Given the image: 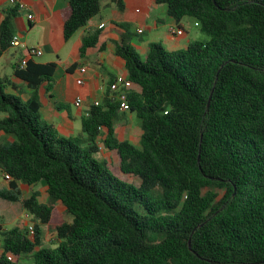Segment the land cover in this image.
Masks as SVG:
<instances>
[{"label":"trees","instance_id":"1","mask_svg":"<svg viewBox=\"0 0 264 264\" xmlns=\"http://www.w3.org/2000/svg\"><path fill=\"white\" fill-rule=\"evenodd\" d=\"M154 1L176 23L192 18L208 39L176 50L153 42L143 57L115 43L126 78L140 88L127 97L138 144L116 138L119 103L109 92L74 138L43 122L35 90L51 80L54 62L29 57L15 66L33 89L26 100L7 93L15 86L0 77V173L9 176L0 198L19 201L35 223L33 237L19 226L0 231V264H264V0ZM109 4L124 9L123 0ZM102 7L69 0L64 39ZM10 16L0 24V56L10 46ZM98 36L82 37L81 56ZM103 127L117 165L94 156ZM39 183L46 202L34 191L22 196L20 184ZM44 225L55 234L49 246Z\"/></svg>","mask_w":264,"mask_h":264},{"label":"crops","instance_id":"2","mask_svg":"<svg viewBox=\"0 0 264 264\" xmlns=\"http://www.w3.org/2000/svg\"><path fill=\"white\" fill-rule=\"evenodd\" d=\"M123 1L124 9L120 11L112 7L109 0H102L100 12L65 40L63 24L69 15V0H0V24L6 15H11V37L15 34L19 36V45L12 47L9 44L8 49L0 56V77H8L15 86L11 91L26 100L33 89L14 75L17 62L26 55L25 47L35 46L41 50L40 55L31 57L35 63L54 62L56 68L51 80L42 81L35 92L40 103L41 120L53 125L61 136L74 138L81 133V119L88 115L92 103L95 100L102 102L109 92V84L116 76H127L122 59L114 52L116 42L124 41L131 45L141 57L153 42L160 43L167 50L185 48L189 43L190 33L186 26L189 24L188 19L184 18L176 23L168 15L166 6L155 3L154 0ZM20 3L26 8H19ZM28 14L34 15V18L29 19ZM101 24L103 25L100 26ZM192 24L195 26L194 21ZM178 25L182 26L183 33L172 34L170 28ZM96 30L99 31L97 43L87 48L81 56L82 37ZM5 66L9 71H5ZM82 67L85 68L83 72L80 71ZM77 79H81L82 83L77 84ZM133 90L139 91L140 88L134 85ZM77 96L82 98L80 105L75 104ZM134 118L135 114L131 111L118 109L114 123V133L118 140L138 144L140 135L138 137L135 131L137 125ZM106 132L105 127L101 128L97 138L98 152L94 156L117 165L116 151L108 150L102 144ZM23 186L25 185H19L22 196L26 197L34 191L39 201H47L45 184L39 183L32 188L26 186L29 188L27 195L23 192ZM7 188L8 180L0 173V189ZM61 207L59 202L54 205V209L63 216ZM19 211L25 215L19 201L0 198V231L8 230L3 227V223L19 221L16 214ZM23 228H27L25 218ZM40 230L41 242L45 245L52 244L55 234L50 227L44 225ZM49 232L52 235L50 239L47 238Z\"/></svg>","mask_w":264,"mask_h":264},{"label":"built area","instance_id":"3","mask_svg":"<svg viewBox=\"0 0 264 264\" xmlns=\"http://www.w3.org/2000/svg\"><path fill=\"white\" fill-rule=\"evenodd\" d=\"M14 0H12L13 2ZM19 8L24 9L26 8L24 4H19L18 5ZM29 19H33L34 15L32 14H28L27 15ZM103 24H101L100 26H102ZM194 25H198V23H194ZM140 31V30H139ZM170 31L172 34L175 35H181L183 33V28L181 25H178L176 27H171ZM10 45L12 47H16L19 45V36L17 34L13 35L10 39ZM25 53L26 55L22 58H20V60L17 62L16 67L18 69H22L25 67L27 60L29 57H33V56H38L41 54V50L38 49L35 46H31V47H25ZM85 70L84 67L80 68V71L83 72ZM77 84H81L82 80L81 79H77L76 80ZM134 89V83L132 81H130L129 79H127L125 76L122 75H118L116 76V78L109 84L108 87V91H109V95L108 97L113 100V101H117L119 103V109L124 110V111H128L129 110V105L127 102V97L128 94L131 90ZM82 101V98L80 96H77L75 98V104L76 105H80ZM99 101L95 100L92 105H99ZM5 178L8 179L9 176L5 175ZM25 219H26V227L28 230V234L30 235V237H33L34 233H35V225L33 223V221L31 220V217L28 213H25L24 215ZM11 258V257H9Z\"/></svg>","mask_w":264,"mask_h":264},{"label":"rangeland","instance_id":"4","mask_svg":"<svg viewBox=\"0 0 264 264\" xmlns=\"http://www.w3.org/2000/svg\"><path fill=\"white\" fill-rule=\"evenodd\" d=\"M186 19H188L187 21H189V24H186V26H187V31L190 33V36H189V41L188 42H192V41H194V40H201V41H204V40H207L208 39V36L205 34V33H203V32H201L200 31V29L198 28V27H195V26H193V19L192 18H186ZM186 40V39H185ZM183 46H185V44L183 45ZM45 56H47V55H45ZM38 59H40V58H38ZM5 71L7 72V71H9V68L7 67V66H5ZM4 71V72H5ZM3 74H5V73H2V75ZM7 74H9V73H7ZM5 91L7 92V93H10V94H13V92L11 91V89H10V87L9 86H7L6 87V89H5ZM75 106V105H74ZM134 121L136 122V133H137V136L139 137V135H141V133H142V130H141V127H140V123H139V120L136 118V116H135V118H134ZM95 155V154H94ZM131 180H133L134 181V183H136V184H138V181H137V179H135V178H131ZM24 187V189H23V192H24V194H29V192H27V191H29L28 189V187H26V186H23ZM60 204V203H59ZM61 205V204H60ZM62 206V205H61ZM62 208V209H61ZM60 209L61 210H63V216H64V218H65V220L66 221H68V222H70L71 220H72V216L69 214V213H67L66 211H65V209H64V207L62 206ZM17 214V216H18V219H19V221L17 222H15V223H12V222H7V223H3V227L4 228H11V227H13L15 224H18L17 226H19L21 229L23 228V220H24V215H23V213H22V211H19L18 213H16ZM3 222H5V221H3ZM47 238H52V235H51V232H49L48 233V236H47ZM53 240H54V238H53ZM49 245H52V244H48V246ZM23 260V259H22Z\"/></svg>","mask_w":264,"mask_h":264},{"label":"water","instance_id":"5","mask_svg":"<svg viewBox=\"0 0 264 264\" xmlns=\"http://www.w3.org/2000/svg\"><path fill=\"white\" fill-rule=\"evenodd\" d=\"M210 99H211V95H210L209 98H208L207 105H209Z\"/></svg>","mask_w":264,"mask_h":264}]
</instances>
